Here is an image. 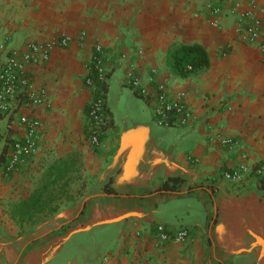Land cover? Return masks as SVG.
Instances as JSON below:
<instances>
[{
  "label": "crops",
  "instance_id": "obj_1",
  "mask_svg": "<svg viewBox=\"0 0 264 264\" xmlns=\"http://www.w3.org/2000/svg\"><path fill=\"white\" fill-rule=\"evenodd\" d=\"M250 1L0 0V64L31 42L72 38L55 46L49 61L28 66L48 104L34 111L37 154L6 178L0 170V264H264V188L223 176L264 161V56L240 39L239 16L228 12L239 2L243 13ZM209 2L225 10L219 27L211 25ZM173 43L203 45L210 67L176 77L167 66ZM98 44L109 74L108 127L95 148L88 114L97 92L86 78ZM123 55L143 85L155 69L157 82L174 95L185 92L195 120L157 125L128 83ZM23 135L18 117H0V154ZM230 138L233 146L222 144ZM57 169L64 191L76 190L75 178L83 176L85 195L55 201L56 212L30 221L15 215ZM173 179L177 190L165 191ZM161 224L189 229V241L154 248Z\"/></svg>",
  "mask_w": 264,
  "mask_h": 264
},
{
  "label": "built area",
  "instance_id": "obj_2",
  "mask_svg": "<svg viewBox=\"0 0 264 264\" xmlns=\"http://www.w3.org/2000/svg\"><path fill=\"white\" fill-rule=\"evenodd\" d=\"M241 4L237 2L229 13L239 16L240 39L248 44L257 45L264 56V6H258L253 0L249 2V8L240 12ZM206 10L210 16L213 27H219V17L224 14L222 7L209 2ZM86 37L85 33L80 36L81 40ZM72 42L70 36L61 35L52 43L31 42L23 54L11 52L6 60L0 64V117H18L23 127L24 135L14 141L10 152V161L3 171L6 178L19 170L38 152L39 129L41 122L34 114L36 108L48 104V92L45 88L38 89L28 70V66L47 62L50 60L52 49L55 46L67 47ZM142 54V50L138 51ZM121 60L127 62L128 83L137 90L152 107L153 120L161 127H187L195 120V112L186 101V93L173 94L167 84L157 82L155 69H151L149 82L143 85L137 76L134 61H129L126 55ZM93 65L88 67L89 73L86 84L96 90L94 76L104 80L107 69L103 60V47L98 44L92 58ZM25 110L30 111L26 113ZM89 140L93 147L101 145L108 127L106 98L97 94L89 109ZM234 139L222 140L223 145L233 146ZM194 163L197 159H192ZM223 176L228 181L241 187H247L251 183L264 181V161L255 165H242L234 170H226ZM190 239V230L186 228L172 229L167 225H158L153 236V245L156 249H163L170 243L184 244Z\"/></svg>",
  "mask_w": 264,
  "mask_h": 264
},
{
  "label": "trees",
  "instance_id": "obj_3",
  "mask_svg": "<svg viewBox=\"0 0 264 264\" xmlns=\"http://www.w3.org/2000/svg\"><path fill=\"white\" fill-rule=\"evenodd\" d=\"M210 64L209 52L201 44L173 43L168 48L167 66L170 72L178 78L185 79L192 77L209 68ZM91 65L93 64L91 63ZM108 77L109 74H107L104 80H99L97 76H94L96 92L105 98L108 94ZM13 143V141H6V145L0 154V170L3 176V171L7 168L10 161ZM53 171L46 177L44 184L34 192L28 201L23 202L15 209V215L21 216L23 219L28 218L30 221L39 213L52 214L58 210L57 207H52V203L60 200L59 198L64 193V187H59L60 181L64 179V173L60 169L55 170V173ZM55 174L56 176L53 178ZM179 182L178 179H173L165 183L164 190L167 192L176 191ZM259 185L264 188V181H261ZM106 191L111 193L108 189Z\"/></svg>",
  "mask_w": 264,
  "mask_h": 264
},
{
  "label": "rangeland",
  "instance_id": "obj_4",
  "mask_svg": "<svg viewBox=\"0 0 264 264\" xmlns=\"http://www.w3.org/2000/svg\"><path fill=\"white\" fill-rule=\"evenodd\" d=\"M84 181L83 176L82 177H76L75 178V187L76 190H71V186L69 189H66L62 196L59 198V201H64V200H80L84 195L85 192L83 191L82 186H80V183ZM79 185V186H78Z\"/></svg>",
  "mask_w": 264,
  "mask_h": 264
}]
</instances>
